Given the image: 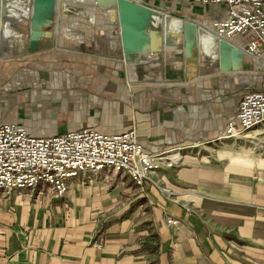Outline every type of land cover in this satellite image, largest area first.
Wrapping results in <instances>:
<instances>
[{"label": "crops", "instance_id": "obj_1", "mask_svg": "<svg viewBox=\"0 0 264 264\" xmlns=\"http://www.w3.org/2000/svg\"><path fill=\"white\" fill-rule=\"evenodd\" d=\"M219 10L185 11L200 19L217 18ZM58 17L34 52L26 50L25 22L17 27L12 57L41 74L5 76L0 120L33 136L84 126L134 128L145 152L170 149L178 159L160 165L141 189L125 173L103 170L80 173L58 197L44 184L33 191L0 190V264H264V122L239 137L252 144L248 157L229 152L223 162L191 150L218 139L227 121L238 126L240 98L264 89V69L222 74L211 62L202 73L174 54L140 66L122 64L124 85L95 66L109 59L115 27ZM247 59L245 70L254 62ZM240 79L248 86L241 92ZM168 217L179 224L168 225Z\"/></svg>", "mask_w": 264, "mask_h": 264}, {"label": "built area", "instance_id": "obj_2", "mask_svg": "<svg viewBox=\"0 0 264 264\" xmlns=\"http://www.w3.org/2000/svg\"><path fill=\"white\" fill-rule=\"evenodd\" d=\"M160 13L173 15L165 3H188L195 7L219 10L217 18L201 16L205 29L241 48L242 55L254 59L264 69V0H135ZM159 3V4H156ZM215 14V13H214ZM190 19V18H189ZM238 126L229 120L218 138L242 135L264 122V89L245 92L235 115ZM170 149L145 152L134 128L119 132H101L84 126L48 136H33L17 123L0 120V190L33 191L44 184L56 197L68 190V181L86 171L97 174L103 170L123 172L142 188L149 174L164 164ZM180 220L166 218L170 226Z\"/></svg>", "mask_w": 264, "mask_h": 264}, {"label": "water", "instance_id": "obj_3", "mask_svg": "<svg viewBox=\"0 0 264 264\" xmlns=\"http://www.w3.org/2000/svg\"><path fill=\"white\" fill-rule=\"evenodd\" d=\"M65 1L88 3L91 8L106 9L108 13L111 9L115 11L113 24L118 29L121 60L126 66H140L153 55L173 48L181 50L184 58L195 56L198 63L217 62L218 72L222 74L239 70L243 60L242 55L238 59L241 53L232 42L215 36L195 21L160 13L132 0H28V17L17 20L16 0H0V60L11 56L12 42L20 37L17 27L21 22L27 26L26 50L34 52L37 41L51 34L46 28L56 21V4ZM8 24H12L13 31L7 32ZM207 40L217 49L214 60L208 59L204 52Z\"/></svg>", "mask_w": 264, "mask_h": 264}, {"label": "rangeland", "instance_id": "obj_4", "mask_svg": "<svg viewBox=\"0 0 264 264\" xmlns=\"http://www.w3.org/2000/svg\"><path fill=\"white\" fill-rule=\"evenodd\" d=\"M156 4H159V3H156ZM65 5L75 7V10L73 11L74 14L70 13L69 15H66L65 13H63L62 10H63V6H65ZM143 6H145V5H143ZM163 6H167V7H170L172 9L173 15H171V16L180 18L182 20H192V21H195L196 24H200V23L204 24V21H201L202 17H200V19H199V17H197V19L196 18H194V19L190 18L189 19L188 17H186V16H188V14L185 10H188L190 8V4H188V3H184V2L177 3V4H170V3L166 4L165 3ZM145 7H147V6H145ZM148 8H150V7H148ZM95 10H96V8H93V7L91 8L90 4H88V3H80L77 1H74V2L65 1V2H59L58 4H56L54 14L57 17L59 16L57 20L75 21V22H85V21L87 22L89 20H93L94 23H98V22L105 20V21L109 22V24L111 26H114L115 29L112 28L111 31H115L116 33L115 34L112 33L111 38H110L111 40L109 39L108 46H107V49H108L107 52L109 53L110 57L108 60H106L104 62L103 65L98 63L99 61H96L95 66L98 67L97 68L98 70H101V71H99L101 73H98V74H101L102 76L110 77V79H113V80H118L119 82L124 80L125 82L122 81L124 83V85H128L126 83V80L124 77L125 76L124 66H126V65H124V66L122 65L123 62L121 60V50L119 47L118 29H117V26L113 24V20H115V18L113 20H111L112 17L109 18V16H108L109 13L106 9L103 10L104 16H103V13L100 14ZM185 12H186V15H184ZM176 14H179L182 16H178ZM205 24L207 25L206 22H205ZM203 27H204V25H203ZM11 31H13V28ZM12 47H13V42H12ZM13 52H14V49H13ZM13 52L9 58L4 59V60H0V83L5 78V76H6V78H9V79L10 78L21 79L22 77H28L30 74L34 75V76H38L41 74L39 72L40 69H37L36 66H35V68L31 69L28 66V62L24 61L22 58L12 57ZM174 54H179L178 55V57H180L179 61L196 64L195 68H197L198 71L200 70V72H202V73H206V71L211 68L209 65H207V66L204 65V64H210L211 62L198 63L196 61L195 56L190 57V58H184L182 51L175 49V48L168 49V50L164 51L163 53L160 52L157 55H153L152 58L149 60H152L156 57L162 59L163 57L173 56ZM246 57L247 56L243 55V60H242L241 65L239 67L240 70L243 69L245 75H246V73H250L252 71L257 73V71H259V69H260V71L263 70L262 68H259L257 63L255 62V60L250 58V57H247V58L254 61L251 65L252 68H248L245 70V68L243 66H247V64H248L246 62V61H248V59ZM94 59H97V58H94ZM42 62H44V61H42ZM91 63L94 64V62H92V60H91ZM71 64H73V63H71ZM199 65L203 66V67L200 68ZM80 66H82L81 63H80ZM212 66H213V68L217 69V71H218L217 62H215V61L212 62ZM29 69H31V70H29ZM239 83H240V87H239L240 92L243 89L248 87V86L243 85L244 82H241V79L239 80ZM180 85H182V83H180ZM243 134L244 135H242L241 137H244L247 134V132H244ZM220 139H222V138H220ZM220 139L218 138L216 140H210V142H203L204 145L202 144V146L201 145L198 146L199 144H197V147L191 148V150H200L198 152V154L205 156L208 159L217 160V161L220 160L223 162H225L226 160L227 161L230 160V159L225 158L227 155H229V152H231L233 154H238L237 158H240V159H242L243 156H247V157L249 156V155H247L248 154L247 153L248 152L247 146L252 145V144L248 143L247 139L245 141L244 139L239 138V140L237 141V140H234L235 138H228V139H223V140L219 141ZM250 140L252 141L253 139H250ZM245 144H246V146H245ZM256 151L259 152L258 150H256ZM221 152L223 153V158H221L219 156V153H221ZM262 158H263V156L256 157L255 159L260 160Z\"/></svg>", "mask_w": 264, "mask_h": 264}, {"label": "bare ground", "instance_id": "obj_5", "mask_svg": "<svg viewBox=\"0 0 264 264\" xmlns=\"http://www.w3.org/2000/svg\"><path fill=\"white\" fill-rule=\"evenodd\" d=\"M80 1H86V0H80ZM132 1L136 2L135 0H132ZM16 6H18V8H19V15H17L15 17V19L17 20L18 18H20V19L21 18H25V17L27 18L28 15H29V2H28V0H16ZM74 10H75V7L68 6V5L63 6V13H66V14L72 13V14H74V12H73ZM109 12L110 13H109L108 16H109V18H111V16H112V19L111 20H113L115 18V11H113L111 9V10H109ZM199 25H202L203 26L204 24H201L200 23ZM155 26H156V18L154 17V27ZM204 26L206 27V25H204ZM11 30H12V24H8L7 25V32H10ZM15 42H13V47H12L13 49H15L14 48ZM238 49H239V51L241 53V54H238V59H239L241 57V55H242V50H241V48H238ZM204 52H205L206 56L208 57V59L214 60V55H216V53H217V49L215 47V44L213 42L207 40V42L205 43V51ZM152 60L155 61L157 59L154 58ZM249 130H247L245 132H248ZM242 135H244V134H242ZM242 135H236V136H232V137H229V138H235L234 140H238L239 137H241ZM222 139H228V137L227 138L222 137ZM175 154H172L171 152H169L167 155H168V158L173 159V160H177L178 159V156L176 157ZM228 159H231V157H229Z\"/></svg>", "mask_w": 264, "mask_h": 264}]
</instances>
